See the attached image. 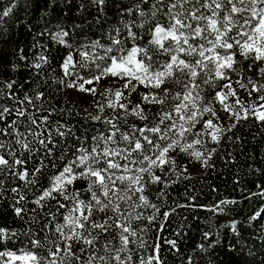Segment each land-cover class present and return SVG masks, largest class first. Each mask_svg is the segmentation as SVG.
Segmentation results:
<instances>
[{
    "label": "trees",
    "instance_id": "trees-1",
    "mask_svg": "<svg viewBox=\"0 0 264 264\" xmlns=\"http://www.w3.org/2000/svg\"><path fill=\"white\" fill-rule=\"evenodd\" d=\"M158 7L157 0H104L103 4L99 0H0V144L4 145L0 155L12 165L0 166V229L5 230L0 233V264H34L11 258L25 253H35L39 264H48L52 259L56 264H103L92 259L98 255L106 256L107 264H119L114 257L122 248L119 255L124 264H149L152 256L157 259L151 264H264V122L251 112L247 119L237 121L223 110L215 97L229 83L228 79L205 84L203 79L207 77L198 78L203 98L198 105L201 109L213 108L216 116L203 113L181 144L197 139L201 143L193 144L187 152H171L174 166L169 164L163 171L153 169L162 177L161 182H151L145 173L143 193H129L131 199L125 200L111 196L120 212L94 210L89 221L81 218L84 228L67 225L66 216L80 217L81 212L87 215L85 206L95 204L88 190L89 181L79 177L40 200L45 191H51L55 177L81 154L78 149L90 151L96 143L93 137L114 131L106 120H112L119 128L115 139L123 148L127 142L122 134H132L135 139L140 133L134 132L133 126H156L162 110L170 111L167 106L144 101V95L163 94L135 80L134 90L124 88L125 79L110 75L85 85L95 88V93L80 91L78 87L83 79L101 75L110 64L107 57L94 62L92 57L104 55L99 45L115 50L118 46L112 40L116 38L125 41L127 49H151L155 64L162 65L168 57L149 43L150 29L158 22L168 23ZM9 9V14L3 16ZM129 30L136 34L135 41L129 38ZM239 30L237 26L236 31ZM81 52H87L89 59L82 57ZM119 54L113 51L109 56ZM69 55L73 63L65 70L63 65ZM234 59L236 71L227 72L234 87L249 94L252 84L264 85V61L245 58L239 48H235ZM237 80L246 87H240ZM74 82L76 87H69ZM165 86L173 95L183 91L171 80ZM118 90L124 93L119 103L129 110L139 104L146 120L131 111L109 107L116 102L114 93ZM261 96L264 88L251 91L250 98L241 104L248 109L253 104H264ZM227 103L233 111H240V105L229 100ZM5 108L9 111L4 112ZM21 111L24 115L18 114ZM240 114L243 116V111ZM97 116L99 120L93 119ZM117 116L121 118L115 119ZM209 119L221 129L215 133L218 142L211 139L212 130L204 128V121ZM18 138L29 142L30 150L17 144ZM99 143L101 149L117 147L115 143L105 145L103 140ZM194 151L201 153L200 159L190 154ZM17 158L24 163L16 165ZM146 165L147 162L143 166ZM141 166L130 165L132 173L117 174H138L135 170ZM74 170L78 173L81 169ZM24 173L27 175L20 179L19 174ZM64 193L69 199L64 198ZM140 195L147 198V204L140 201ZM77 200L83 204L80 211H73ZM18 208L22 210L19 214ZM93 222L105 224L107 231L93 228ZM114 225L127 226L136 233L129 236L132 242L127 247L121 244L122 228ZM58 226L61 232L57 231ZM73 229L80 238L65 239ZM33 240H39L40 246H33ZM57 246L63 250L52 257L50 251Z\"/></svg>",
    "mask_w": 264,
    "mask_h": 264
},
{
    "label": "snow or ice",
    "instance_id": "snow-or-ice-1",
    "mask_svg": "<svg viewBox=\"0 0 264 264\" xmlns=\"http://www.w3.org/2000/svg\"><path fill=\"white\" fill-rule=\"evenodd\" d=\"M99 3L103 4L104 0H99ZM157 4L160 5L157 11L162 12L168 23L165 25L158 22L150 29L152 39L149 43L155 46L160 54L168 57L164 63L159 66L155 64L151 49L140 48L139 46L127 49L124 46L126 42L116 38L112 40V44L118 46L115 50L112 47L104 48L99 45V47L103 48L104 55L92 57L93 62L96 59H105L107 57L111 61L110 64L103 68L101 75H97L92 79H83V82L78 87L80 91L95 93V88H86L85 85L99 82L103 76L110 75L125 79L124 88L132 87L134 90L135 85L132 84V81L135 80L140 84L155 88L159 93L163 94L162 96L157 93L144 95V101L150 104L167 106L170 111L162 110L160 120L156 126L150 128L147 126H133L134 132L140 133L135 139H133L132 134H122V139L127 142V146L123 148L119 147V141L115 139L116 133L120 131L119 128L112 120H106V123L110 124L114 131L107 136L101 133L100 137H93L96 143L90 151L87 148L77 150L81 154L76 156L55 177L51 191H45L40 197V200H43L51 196L52 192L63 190L66 185L72 184L77 177L89 181L88 190L91 192L95 204L85 206L87 215L81 212L80 217L66 216L64 219L67 225L84 228L85 224L80 222L81 218L83 221H89L94 210L105 213L109 210L114 213L120 212V206L113 203L111 196H116L118 200H125L126 198L131 199L129 193H143L145 184L141 182L145 180V173L151 178V182H161L162 177L156 175L153 169L159 168L163 171L169 164L174 166L175 159L170 155L171 152L177 149L181 152H187L193 147V144L201 143L197 139L192 143L181 144V139L195 127L203 113H211L213 117L216 116L213 108L204 106L201 109L198 105V102L203 99L200 95L202 89L197 82L198 78L207 77L203 79L205 84H209L213 80L228 79L229 83L225 84L223 89L216 93L215 97L216 101L223 107V110L234 116L237 121L247 119L249 112H251L256 119L264 122V104H253L248 109L244 108L239 98H237L235 103L240 105V111L244 113L241 116L240 111H233V108L227 103L229 96H237L231 79L227 75L228 71H236L234 67L236 63L234 59L235 48H239L240 54L245 58L251 57L256 61H264V0H157ZM187 5H191V7L189 8ZM10 11L11 9L3 12V16H7ZM153 16H155V13H153ZM237 26L240 29L239 31H236ZM64 35H67V33H64ZM128 35L129 38L135 41V33L129 30ZM197 41H200V43H196ZM218 49H222L223 52L218 51ZM113 51L120 54L109 56ZM206 53H210V55ZM81 56L89 59L87 52H81ZM197 56L199 57L198 59L195 58ZM72 63L73 57L69 55L63 65L65 70ZM97 68H100V65H97ZM261 71L264 73V69H261ZM169 80L182 88L183 91H177L173 95L170 88L165 86ZM236 83L242 88L246 87L239 80ZM249 83L252 82L249 81ZM8 87H11V85H8ZM69 87H76L75 82L70 84ZM260 88H264V85L257 86L252 84L251 91H258ZM251 91L249 95H251ZM114 95L116 102L110 103L109 107H119L125 113L131 111L132 115L138 116L141 120L147 119L144 115V109L139 104L129 110L127 105L119 103L124 96L122 91L118 90ZM259 99L264 100V96L259 97ZM3 111L8 112L9 110L5 108ZM18 114L24 115V112L21 111ZM2 116L3 113H0V118ZM120 118L119 116L115 117V119ZM93 119L99 120L100 117H93ZM33 123H35V120H33ZM185 125L188 126L185 127ZM232 127H235V124ZM204 128L205 130H212L209 134L213 141H219V136L215 133H220L221 129L211 119L204 121ZM228 130L230 131L231 129L229 128ZM146 133H151L152 135L149 136ZM60 135H64V133H60ZM99 140H103L105 145L115 143L117 147H104L101 149ZM16 143L20 144L23 149L30 150L29 142H22L18 138ZM40 143L45 144V141L41 140ZM3 147L4 145L0 144V149ZM148 153H151V155ZM9 154L14 156V152ZM133 154H136L135 158H133ZM190 154L197 159L201 158V153L198 151ZM120 160L125 161V163H120ZM145 162H147V165L143 166ZM14 163L20 165L24 162L17 158L14 159ZM136 164L142 165L135 170L138 174H117L118 172L132 173L134 170L130 165ZM0 166L11 168L12 165L4 155H0ZM2 167H0V170H2ZM74 169L81 170L77 173ZM19 175L20 179H24L27 173ZM125 182H127L126 186L122 187ZM94 189H99V191ZM120 192H123L124 195H118ZM64 198L66 200L69 199L66 193H64ZM139 199L142 203L147 204V198L144 195H140ZM82 204V201L77 200L73 211H80ZM60 207L66 206L61 204ZM16 211L19 214L22 210L18 208ZM91 226L107 231L103 223L93 222ZM114 226L122 228L120 235L121 244L127 247L132 242L129 236H135L136 233L124 225ZM4 231V229H0V233ZM57 231H62L60 226L57 227ZM125 233L128 235H125ZM76 238L80 237L75 232V229H73L71 235L65 237L67 240ZM85 242L88 244L93 243L92 240H85ZM31 243L33 246L39 247L41 242L33 240ZM70 248L71 245H69V251ZM62 250L57 246L54 251H50V255L56 257ZM122 250L123 248L117 250V255L114 257L119 264H124L123 259L119 255V251ZM11 258L39 264V257L35 253H25L22 256L12 255ZM92 259L107 264L106 256L98 255ZM128 259L130 260L131 257H128ZM156 259V256L150 257L149 264ZM48 264H56L55 259L49 260Z\"/></svg>",
    "mask_w": 264,
    "mask_h": 264
},
{
    "label": "rangeland",
    "instance_id": "rangeland-1",
    "mask_svg": "<svg viewBox=\"0 0 264 264\" xmlns=\"http://www.w3.org/2000/svg\"><path fill=\"white\" fill-rule=\"evenodd\" d=\"M233 88L235 89V91L237 93V96L236 97L229 96L228 100H229L230 103L236 105L235 101H236L237 98H239V100L241 101V103L244 100H248L250 98V95L247 94V93H245L244 91H241V90L237 89L234 86H233ZM225 91H227V90H225ZM236 106H238V105H236Z\"/></svg>",
    "mask_w": 264,
    "mask_h": 264
},
{
    "label": "water",
    "instance_id": "water-1",
    "mask_svg": "<svg viewBox=\"0 0 264 264\" xmlns=\"http://www.w3.org/2000/svg\"><path fill=\"white\" fill-rule=\"evenodd\" d=\"M30 263V261H28Z\"/></svg>",
    "mask_w": 264,
    "mask_h": 264
}]
</instances>
